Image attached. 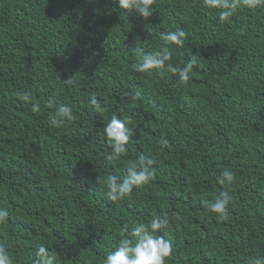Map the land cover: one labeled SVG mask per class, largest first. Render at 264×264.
Listing matches in <instances>:
<instances>
[{"label":"trees","instance_id":"16d2710c","mask_svg":"<svg viewBox=\"0 0 264 264\" xmlns=\"http://www.w3.org/2000/svg\"><path fill=\"white\" fill-rule=\"evenodd\" d=\"M152 11L144 19L116 0H0V207L9 212L0 244L14 264H33L40 244L59 264H104L125 225L165 214L168 264L264 255V7L239 6L224 22L202 0H155ZM177 27L188 33L183 48L160 38ZM165 46L174 66L197 56L187 84L132 70L136 48ZM72 75L75 86L64 84ZM25 91L30 103L17 98ZM61 103L74 119L54 128ZM113 113L131 118L133 133L127 155L109 161L103 126ZM140 154L155 160V178L110 201L106 177L126 175ZM224 168L235 173L230 186L217 180ZM221 191L232 196L224 220L204 203Z\"/></svg>","mask_w":264,"mask_h":264},{"label":"clouds","instance_id":"9594fccd","mask_svg":"<svg viewBox=\"0 0 264 264\" xmlns=\"http://www.w3.org/2000/svg\"><path fill=\"white\" fill-rule=\"evenodd\" d=\"M121 10L128 14H136L139 17L147 19L152 15V5L155 0H116ZM206 8L220 10L218 19L220 22L228 21L239 6L249 9L264 7V0H202ZM188 33L177 27L174 31L161 33V40L167 42V45H174L183 48ZM139 56V62L131 65L135 72L146 73L149 76L153 74L162 76L164 72L170 73L177 78L179 84H187L191 79L190 73L197 66V56L192 55L186 60L183 67L174 66L171 63L172 51L170 47L165 46L159 50L145 53L142 48L135 49ZM66 85L75 86V76H69L63 81ZM141 96L136 92L131 99L137 100ZM17 98L23 103H30L33 96L30 92H18ZM89 103L93 107H98V101L95 96L89 98ZM53 105L50 104L49 107ZM39 104H32V111L38 112ZM74 119L73 108L69 104L61 103L55 110V114L49 118L51 126L60 128L65 121ZM132 123L131 118H120L113 113L110 120L103 126V135L111 151L106 157L109 161L119 159L127 155V145L133 133L129 127ZM157 143L161 148H168L169 142L161 137ZM155 160L151 157L140 154L135 160H129L126 168V175H108L106 177V197L113 202L128 197L134 188L148 184L155 178L156 168L153 167ZM217 180L222 185H231L235 180V173L224 168ZM232 196L228 191H221L214 200L204 201L207 209L216 214L221 220L227 219L229 213V204ZM9 217L6 208L0 207V225L4 224ZM170 223L167 215L153 217L150 223H136L129 232L128 225H125L123 231L125 238L119 241L114 250H110L103 258L104 264H168L173 252V242L166 239L162 233L168 228ZM33 264H59L58 254L46 247L44 244L37 246ZM0 264H14V259L6 246L0 244ZM252 264H264V255L258 253L252 261Z\"/></svg>","mask_w":264,"mask_h":264}]
</instances>
